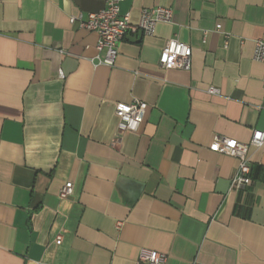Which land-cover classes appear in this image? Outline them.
<instances>
[{"label": "crops", "instance_id": "0c3cea01", "mask_svg": "<svg viewBox=\"0 0 264 264\" xmlns=\"http://www.w3.org/2000/svg\"><path fill=\"white\" fill-rule=\"evenodd\" d=\"M154 7L173 22L128 34L109 67L98 35L70 23L105 0H0V264H149L144 250L264 264V147L239 192L238 161L211 150L264 130V0H124L121 13L137 24ZM171 39L191 70L159 65ZM136 100L145 120L122 132L116 107Z\"/></svg>", "mask_w": 264, "mask_h": 264}, {"label": "built area", "instance_id": "2783aa9c", "mask_svg": "<svg viewBox=\"0 0 264 264\" xmlns=\"http://www.w3.org/2000/svg\"><path fill=\"white\" fill-rule=\"evenodd\" d=\"M124 0H105V8L97 13H90L85 17L83 14L72 16L70 23L80 29L94 32L98 35L95 64L114 67L118 56L119 46L130 33L141 32L145 36H154L157 25L160 23L171 24L174 19V11L168 7H154L143 10L137 24L131 22L130 14L121 13V3ZM218 31L221 26L217 27ZM191 47L178 39H171L162 50L159 65L163 69L191 70ZM254 60L264 63V40L255 42ZM64 78V72H60ZM209 93L218 95L217 88H210ZM148 104L139 100L131 104H118L116 115L119 119L118 129L122 132H137L145 120ZM264 147V130H255L249 143H241L230 138L217 136L211 145V150L238 161V166L231 180L230 191L239 192L247 189L252 184V163L250 157L251 148L261 149ZM72 184H67L60 192V198L66 199L73 194ZM122 222L117 228L122 227ZM62 238L59 237L58 241ZM140 261L149 264H166L167 256L158 252L144 250ZM38 264V263H35Z\"/></svg>", "mask_w": 264, "mask_h": 264}]
</instances>
